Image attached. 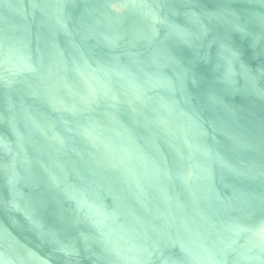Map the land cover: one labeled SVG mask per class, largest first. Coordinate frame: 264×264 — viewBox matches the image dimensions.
<instances>
[{
  "label": "water",
  "instance_id": "1",
  "mask_svg": "<svg viewBox=\"0 0 264 264\" xmlns=\"http://www.w3.org/2000/svg\"><path fill=\"white\" fill-rule=\"evenodd\" d=\"M0 264H264V0H0Z\"/></svg>",
  "mask_w": 264,
  "mask_h": 264
}]
</instances>
